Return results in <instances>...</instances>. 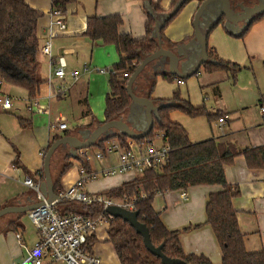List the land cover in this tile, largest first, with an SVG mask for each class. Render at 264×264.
<instances>
[{
	"label": "crops",
	"instance_id": "crops-1",
	"mask_svg": "<svg viewBox=\"0 0 264 264\" xmlns=\"http://www.w3.org/2000/svg\"><path fill=\"white\" fill-rule=\"evenodd\" d=\"M153 1L160 2L164 8H168L172 2V0ZM260 1L264 0H253L250 4L237 2L235 7L236 10L243 11V8L253 6ZM28 2L33 8L44 12L38 21L37 28L40 45L38 59L41 76L47 79L50 71V57L42 52V46L50 32L52 0H28ZM147 2L148 0H77L71 3L65 13L66 29L61 31L56 27L53 28V57L57 59L63 56L68 71L83 68L82 76L76 80V82H80L85 77L84 73L89 72L84 70V66L88 65L91 70L93 59L98 53L97 49H103L107 45L102 41L91 40L84 33L87 27V17L120 14L124 20L120 31L140 38L146 34L145 26L148 16L145 7H147ZM198 7L199 2L197 0L188 2L165 29V35L171 41L180 45H190L191 63L195 62L201 53L200 44L195 40L192 41L194 38L193 20ZM220 9L221 2L210 3L206 14L208 15L209 12L219 14ZM214 20L215 18L210 17L205 19L202 30L207 31ZM228 27L235 34H238L242 29L240 25H228ZM208 42L211 47L217 50L221 58L239 63L254 71L257 87L254 86L256 89H252L251 99L255 103H249V99L245 97L248 93L239 94L244 89L232 88L230 93L235 97L227 99L225 93L227 90L216 85L214 90L218 99L215 105L211 107L205 105V107L212 113H228V123L221 129L217 120L210 121L207 117L209 125L212 127L214 123L216 130L211 129V132L208 130V135L206 133L205 138L201 137L203 139L190 134V131L187 130L190 139L197 142L216 137L235 140L242 146L264 144V114L262 112V108H264V76L261 73L260 77L257 75V71H262L264 75V18L257 21L244 38L228 33L224 25L219 24L208 32ZM168 67V59L160 58L150 65L146 76L149 77L153 72L162 71ZM189 68L187 65L185 70L187 71ZM242 71L239 73L236 82H233L229 74L225 72V77L220 76L218 81L222 78L237 85ZM250 78L254 83L251 76ZM72 79L68 73L64 79L54 78L52 85L46 81L40 94L35 98H30L24 87L5 81L0 85V97L9 96L13 103L10 109H6L0 103V209L6 206H26L40 202L38 193L27 186L24 181L27 176L34 177L35 180L38 179L37 171L42 169L44 164L42 152L56 134H64L68 131L70 135L79 138L87 135L86 126L93 121L92 118V120L88 118L85 122L73 127L67 123L68 128L60 132L52 130L49 126V122L56 116H62L64 120L67 119L66 113L53 114L52 104L58 106L60 100L65 97L54 96L53 93L57 89L56 86L72 81ZM74 90L75 87L73 88L72 85L68 89L70 91L68 95L70 97L74 95L78 104L80 99L84 97H87L88 101V95L84 96L83 91L75 92ZM49 93L52 94L51 97H49ZM237 93L241 99L236 97ZM251 104L253 107L250 108ZM78 106L74 104L75 118L91 117V115H83L86 109L85 105V107ZM47 108L50 114L44 112ZM142 114L144 115V109L139 105L137 108H133L130 116L136 117V120L140 121ZM115 158L114 156L113 160ZM72 161V166L61 178L62 188L70 186L78 177V165L81 161L77 159H72ZM74 161L77 163L76 167ZM90 164L92 165V163ZM103 164H107V161H103ZM225 170L228 182L240 187L241 193L233 199V203L238 210L240 228L246 234V246L251 251L259 250L264 247V170L248 167L243 155L237 156L233 164L226 165ZM54 171L55 168H53V173ZM136 177L139 176L134 173L110 177L101 176L90 181L87 188L90 192H101L117 187ZM220 188L218 185H196L186 189L185 196L183 191H166L157 194L153 203L155 209L162 213L164 222L172 229H182L201 224L199 227L182 233L181 240L186 252L205 254L214 264H222V253L212 227L204 222L206 220L207 197L209 193ZM26 220L33 225L29 218V211L21 215L10 213L0 218V264H14L20 261L37 241L38 233L35 226L33 225L34 228L30 230ZM11 222H16L15 228L10 229ZM18 232L22 235L21 241L16 237ZM95 233L96 242L93 244V249L95 251V246H98V252H95L102 261L105 264H120L113 246L111 245L113 252L107 246L110 244L106 240L107 226H101Z\"/></svg>",
	"mask_w": 264,
	"mask_h": 264
},
{
	"label": "trees",
	"instance_id": "trees-1",
	"mask_svg": "<svg viewBox=\"0 0 264 264\" xmlns=\"http://www.w3.org/2000/svg\"><path fill=\"white\" fill-rule=\"evenodd\" d=\"M76 1L52 0V7L66 13L68 6ZM190 1L192 0H183V3L180 4L182 0H172L171 5L164 8L160 2L148 0L147 7H145L148 16L145 26L146 34L140 38L120 31L124 22L120 14L87 17V27L84 33L93 41L114 44L119 54V61L114 63L110 70V90L106 94L105 118L96 120L93 117V121L86 126L87 134L103 122L120 118L140 129L145 127V115L142 114L140 121H137L136 117L130 116L133 108H137L139 105L133 103L127 91L128 81L142 59L158 50L159 40L165 48L175 50L178 48L180 44L166 37L165 29ZM197 1L200 6L205 0ZM237 2L250 4L253 0H231L232 11L240 13L241 11L236 10L235 7ZM43 14L42 10L33 8L28 0H0V79L24 87L30 98L37 97L47 81L41 76L38 59L40 45L37 28L38 21ZM262 18H264V12L253 16L248 23L243 21L233 24L228 22L225 15L222 14L219 19L212 22L208 30L212 31L219 24H223L228 33L244 38L251 27ZM157 25L159 26V36L156 31ZM228 25H240L242 29L238 34H235ZM150 65L134 83L133 91L137 95L148 96L160 106L153 112L154 124L151 134L155 131H162L164 138L170 142L172 150L169 163L163 170L147 169L142 176L100 193L112 198L135 197L138 220L148 227L152 243L157 248L161 247L170 259L178 262L176 264H214L205 254L186 252L181 240L182 233L199 227L201 224L172 229L164 222L162 213L155 209L153 203L157 194L166 191H183L196 185H218L221 188L209 193L207 197L204 223L209 224L213 229L220 245L222 264H264V247L251 251L246 246V234L240 228L238 210L233 203V199L241 193L240 187L228 182L225 170L226 165L233 164L239 155L245 157L248 167L264 170V144L242 146L235 140L216 137L197 142L192 141L187 129L172 119L170 115L172 109H180L191 116L204 115L210 121H218L228 113H212L204 105H193L189 99L182 98L178 92L170 98L154 97L152 93L158 74L169 79H184L169 73L168 69L157 70L147 77L146 73ZM203 65L209 72L226 71L233 82L237 81L238 75L244 67L239 63L221 58L217 50L209 45V42L208 60ZM141 77L144 78L146 86L142 85L143 88L140 92L137 91L139 87L137 83ZM80 103L86 106L83 115L92 116L87 97L80 99ZM65 135H70V132L56 134L43 150L45 155L52 143ZM116 135H119L122 140L127 138L126 135L111 129L102 135L94 146L101 148L106 140ZM64 147H68L69 151L64 155L63 167L56 176V171L53 173L54 158L57 152ZM72 159L80 160L87 167L91 166L80 155V150L73 149L68 145H61L54 153L51 165L56 193L62 189L61 178L72 166ZM37 173L41 175L42 179H45L44 168L38 170ZM58 209L64 215L80 213L96 217L102 211V204L63 200L58 204ZM15 224L16 222H11L10 229L15 228ZM95 234L89 238L90 249L96 242ZM106 240L116 251L120 264H163L161 257L148 250L143 236L129 222L120 217L111 219L107 227Z\"/></svg>",
	"mask_w": 264,
	"mask_h": 264
},
{
	"label": "built area",
	"instance_id": "built-area-1",
	"mask_svg": "<svg viewBox=\"0 0 264 264\" xmlns=\"http://www.w3.org/2000/svg\"><path fill=\"white\" fill-rule=\"evenodd\" d=\"M50 32L46 42L42 46V52L50 57V71L47 82L52 85L54 78L64 79L68 73L77 80L82 72L79 69L71 71L67 70V63L63 56L55 59L52 55V38L53 28L65 30L67 25L65 21V13L60 9L53 8L50 11ZM85 71H90L88 65L84 66ZM100 73H105L106 69H99ZM183 83V80H178ZM3 80L0 79V85ZM68 88L65 84L58 86L53 93L54 96L64 97L67 95ZM52 94L49 93V97ZM0 103L6 109L12 107V99L9 96L0 97ZM50 114L49 109H45ZM264 114V108H262ZM229 120V115H225L218 120V125L222 129ZM49 126L56 132L64 131L68 128L67 122L62 116H56L49 122ZM171 144L164 138V133L158 131L151 132L140 139L127 137L122 140L120 136H114L104 142L103 147L96 153V158L107 164H103L99 170H95L93 166H85L82 162L78 165V177L70 186L62 188L58 194V198L48 202L47 197L41 191L42 177L37 174L38 179L27 176L25 184L34 189L39 196L40 201H44V206L37 207L29 211V218L35 226L38 239L34 245L28 250L27 255L14 264H105L101 257L90 249L89 238L101 227L109 226L113 215L107 212L110 206H120L128 210H136L135 197L112 198L100 192H90L87 185L90 181L97 178L110 177L119 174H136L139 170L144 172L147 169L163 170L167 167L170 160ZM43 157L45 152H42ZM80 155L85 161L91 163L88 149L80 150ZM116 156L115 160L113 157ZM183 190V195L185 196ZM144 196V193H143ZM63 200H74L91 204L98 202L102 204L101 213L92 217L90 215L80 213L61 214L58 204ZM16 237L22 240L21 233H17Z\"/></svg>",
	"mask_w": 264,
	"mask_h": 264
},
{
	"label": "water",
	"instance_id": "water-1",
	"mask_svg": "<svg viewBox=\"0 0 264 264\" xmlns=\"http://www.w3.org/2000/svg\"><path fill=\"white\" fill-rule=\"evenodd\" d=\"M214 0H205L198 8L194 20V38L192 39L197 41L200 44L201 53L200 56L196 59L195 62L191 63L192 56L189 52L190 45L182 44L178 46V50L165 48L162 45V42L159 40V48L154 53L144 57L138 67L135 69L134 73L130 77L127 84V91L130 97L133 100L134 104L140 105L144 109V115L146 117V125L143 129L136 127L135 125H130L123 118L120 119H112L106 122H103L97 125L89 134L84 136L83 138H79L74 135H65L60 139H57L52 143L51 147L47 151L44 158V176L45 179L41 183V191L44 196L47 197V201L51 202L58 198V194L54 191V180L52 175V157L57 149L61 145H68L73 149L82 150L89 147L94 146L97 141L100 139L102 135H104L107 131L111 129H115L118 133L126 135L130 138L140 139L147 136L153 128L154 118L153 112L158 109L160 106L157 105L151 98L148 96H140L137 95L133 91V85L139 76L144 72L146 67L153 63L154 61L160 58L168 59V71L169 73L176 75L180 78H187L194 74H196L199 68L208 60V31H203L202 26L204 25L205 19L215 18L219 19V17L223 14L225 15L228 22L233 24H239L240 22H249L250 19L264 12V1H260L259 3L243 8V11L240 13H235L232 11V3L231 0H219L221 2V9L219 14L216 12H208L209 4ZM183 3V0L180 4ZM214 20V21H215ZM213 21V22H214ZM212 25V24H210ZM210 27V26H209ZM157 35L159 36V26L156 27ZM190 68L186 71V66ZM44 201H40L38 203L26 206H6L0 209V218L4 215L10 213L24 214L32 209H35L40 206H44ZM107 212L114 217H120L127 222H129L138 233L143 236L144 242L148 250L152 253L158 255L162 259L163 264H176L178 263L175 260L170 259L160 248H157L151 240L150 233L148 227L138 220V211L136 210H128L122 208L120 206H110L107 209Z\"/></svg>",
	"mask_w": 264,
	"mask_h": 264
},
{
	"label": "rangeland",
	"instance_id": "rangeland-1",
	"mask_svg": "<svg viewBox=\"0 0 264 264\" xmlns=\"http://www.w3.org/2000/svg\"><path fill=\"white\" fill-rule=\"evenodd\" d=\"M219 0H214L211 2V4L219 3ZM98 53L96 57H94L91 70L88 73H84V78L81 79V81L73 80L68 81L64 83L66 87L69 89L70 87H75V92H78V90L83 91L84 96L88 95V106L91 109L92 116H87L84 118H75L74 115H76V112L74 113V104L79 105L80 107H83L84 105L82 103H77L78 100H75L74 95L70 97L69 92L67 91V95L62 98L59 102V105L52 104V109L54 112L53 114H58L59 112L66 113L65 117L68 122L70 123V127L76 126L77 124L81 122H85L88 118L90 120L93 119V117L96 120H104L105 118V108H106V94L110 90V84H109V77H110V70L113 68L114 63L119 61V54L117 52V48L114 44H107L103 49H97ZM97 68L99 69H106L105 73H100L97 71ZM80 71L83 74V68L80 69ZM226 71H213L209 72L205 69L204 65L199 69V71L187 78H183V83H178V80L173 78L169 79L166 77H163L162 74H158L156 76L155 86L152 95L154 97H163V98H170L173 97L176 92L180 94V96L184 99H189L193 105H206L208 107H211L215 105L218 96L216 95L215 88L217 86H220L227 90L226 98L231 99L235 96L230 93V90L232 88L235 89H244V91H240V95H245V93H248V95L245 97L249 99V103H255L251 99L252 96V89H256L257 82L255 80L256 76L254 74V71L249 70V68L243 67V73L240 76V81L237 83V85L232 84L229 80H223L222 78L225 77ZM245 72V73H244ZM247 73V74H246ZM262 73L257 71L258 77ZM82 76V75H81ZM80 76V77H81ZM220 80L218 81L219 77ZM254 80V83L251 81V78ZM222 79V80H221ZM75 83V84H74ZM139 87L137 88V91L141 92V88H143L142 85L146 86V83L144 82V78H140L139 82L137 83ZM217 85V86H216ZM255 86V87H254ZM58 88V86H56ZM78 94V93H76ZM237 93L236 97L238 99H241V96ZM73 100V101H72ZM78 106V107H79ZM85 107V106H84ZM253 107V104L250 105V108ZM170 115L174 121H177L181 123L188 131H190V134H193L197 137H206V133L208 135V130L215 129L216 126L214 123L212 124V127L208 123L207 117L204 115L202 116H191L187 114L186 112L174 108L170 111ZM92 118V119H91ZM154 133H157L155 131ZM199 138V139H200ZM203 139V138H201ZM88 154L90 155L92 166L95 170H99L103 166V162L99 161L96 158V153L100 150L97 146H92L87 148ZM69 148L64 147L61 148L54 158V167H55V174L58 175L59 171L63 167V157L66 153H68ZM116 157V156H115ZM74 165L76 167L77 163L74 161ZM143 172L139 170L136 175L142 176ZM12 214V213H11ZM8 215V214H7ZM6 216V215H4ZM3 216V217H4ZM26 217V216H25ZM27 219V218H25ZM27 223V226L30 230H32L34 227L33 225L25 221ZM28 229V230H29ZM113 252V248L111 244H107ZM95 251L98 252V246H95Z\"/></svg>",
	"mask_w": 264,
	"mask_h": 264
}]
</instances>
